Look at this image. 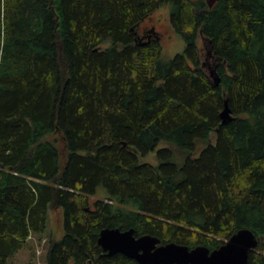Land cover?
I'll list each match as a JSON object with an SVG mask.
<instances>
[{"label": "trees", "instance_id": "obj_1", "mask_svg": "<svg viewBox=\"0 0 264 264\" xmlns=\"http://www.w3.org/2000/svg\"><path fill=\"white\" fill-rule=\"evenodd\" d=\"M165 5L168 61L139 31ZM51 210L48 264H139L106 228L210 250L249 229L264 264V0H0V264Z\"/></svg>", "mask_w": 264, "mask_h": 264}, {"label": "water", "instance_id": "obj_2", "mask_svg": "<svg viewBox=\"0 0 264 264\" xmlns=\"http://www.w3.org/2000/svg\"><path fill=\"white\" fill-rule=\"evenodd\" d=\"M213 5L217 0H208ZM215 84L220 83L215 71L210 70ZM223 124L231 122V109L228 101L221 112ZM98 244L108 256L122 254L139 264H248L249 254L259 245L256 235L249 229H241L218 249L205 246L190 249L175 242L162 244L161 239L150 235L135 236L134 229H103Z\"/></svg>", "mask_w": 264, "mask_h": 264}, {"label": "rangeland", "instance_id": "obj_3", "mask_svg": "<svg viewBox=\"0 0 264 264\" xmlns=\"http://www.w3.org/2000/svg\"><path fill=\"white\" fill-rule=\"evenodd\" d=\"M169 14H170V6L165 5L161 7L158 11H156L142 25L143 30L144 29L149 30L154 28V31H156L159 34L163 46V51H162L163 61H168L172 59L177 54L182 53L185 49V41L172 28L170 24ZM109 46L110 43H105L101 47L102 49H106ZM212 141H214V135L212 136ZM60 144L61 141H58V145L62 147V144L61 145ZM164 146H168V145L166 143H162L159 145L157 150ZM199 147L201 148V146ZM156 151L151 152L145 157H139L140 162L149 163L152 165H158ZM135 153H137V151H135ZM102 194L104 196L105 192L104 190L100 189L96 195L91 197V200L96 201L100 199ZM63 235H64L63 212L59 210L58 211L51 210L49 215V220L47 223L46 232L42 235H33L27 247L11 259L12 263L13 264H48L47 257L51 243L55 240H60L63 237Z\"/></svg>", "mask_w": 264, "mask_h": 264}, {"label": "flooded vegetation", "instance_id": "obj_4", "mask_svg": "<svg viewBox=\"0 0 264 264\" xmlns=\"http://www.w3.org/2000/svg\"><path fill=\"white\" fill-rule=\"evenodd\" d=\"M145 21H146V20H145ZM145 21H144V22H145ZM144 22H143V23H144ZM142 25H143V24H142ZM153 30H154V28L149 29V30H145V29L143 30V29H142V26H141V28H140L139 31H140V34H141V35H143V36L146 35V36H148V38H151Z\"/></svg>", "mask_w": 264, "mask_h": 264}]
</instances>
